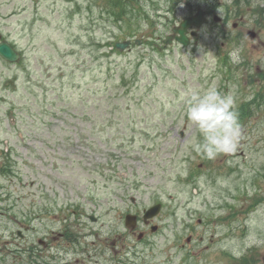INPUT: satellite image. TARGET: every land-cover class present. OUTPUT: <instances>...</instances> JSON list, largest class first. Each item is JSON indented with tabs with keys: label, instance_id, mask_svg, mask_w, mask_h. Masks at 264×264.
Masks as SVG:
<instances>
[{
	"label": "rangeland",
	"instance_id": "obj_1",
	"mask_svg": "<svg viewBox=\"0 0 264 264\" xmlns=\"http://www.w3.org/2000/svg\"><path fill=\"white\" fill-rule=\"evenodd\" d=\"M136 3L139 21L126 29L106 0H0V34L23 55L19 64L0 58V198L9 197L0 208L38 227L29 215L46 206L63 208L54 212L73 224L77 202L102 224L83 217L99 229L84 243L98 245L117 232V211L128 203L122 196L133 195L137 209L162 200V230L151 249L135 246V264H175L179 255L163 262L174 232L184 244L194 237L183 264H230L226 253L240 257L252 243L255 264H264V0ZM198 6L221 21L210 15L187 47H162L171 26ZM125 38L142 42L106 52ZM209 88L230 95L235 111L256 92L259 104L246 118L237 114V150L205 160L186 113L189 91ZM190 172L197 188L185 182ZM259 196L245 237L236 231L241 221L219 219L224 200L248 207ZM5 224L1 215L0 234Z\"/></svg>",
	"mask_w": 264,
	"mask_h": 264
},
{
	"label": "clouds",
	"instance_id": "obj_2",
	"mask_svg": "<svg viewBox=\"0 0 264 264\" xmlns=\"http://www.w3.org/2000/svg\"><path fill=\"white\" fill-rule=\"evenodd\" d=\"M229 57L237 62L238 53H229ZM188 95L187 118L202 136L197 150L209 159L234 153L240 141L241 127L233 98L221 95L215 88H209L202 94L190 90Z\"/></svg>",
	"mask_w": 264,
	"mask_h": 264
},
{
	"label": "flooded vegetation",
	"instance_id": "obj_3",
	"mask_svg": "<svg viewBox=\"0 0 264 264\" xmlns=\"http://www.w3.org/2000/svg\"><path fill=\"white\" fill-rule=\"evenodd\" d=\"M42 209L43 212L37 213L36 219L40 222L41 229L44 231L35 230L34 227L30 229L24 227L26 232L28 230L34 231L33 242H27L30 238L22 231L23 228L6 231V237L8 238L4 241V247L0 250L3 253L1 260L3 264L10 262L24 264L29 261L32 264H72L73 255V261L75 263L79 262L80 257H78V254L81 256L80 253L84 250L81 247L72 246L71 233L65 227L55 230L56 227H49V223H43L47 216L45 208ZM16 221L18 224L20 223V226H23L21 220L16 219ZM142 222H147V220L142 219ZM139 234L140 239L144 240L145 234L141 232Z\"/></svg>",
	"mask_w": 264,
	"mask_h": 264
},
{
	"label": "water",
	"instance_id": "obj_4",
	"mask_svg": "<svg viewBox=\"0 0 264 264\" xmlns=\"http://www.w3.org/2000/svg\"><path fill=\"white\" fill-rule=\"evenodd\" d=\"M203 21L202 19V11L198 10V13L191 18H185L179 27H174L173 31L174 32H179L180 35H169L167 36V39L164 41L165 43L169 42L172 37H175L177 40L180 42L186 44L187 43V38L185 37V31L187 27H189L192 23H195L196 25H199ZM128 41H123V42H116L115 45L119 47L120 49H123L125 46H127ZM0 54L5 57L8 60H16L17 59V54L12 50V48L6 43V42H1L0 43Z\"/></svg>",
	"mask_w": 264,
	"mask_h": 264
},
{
	"label": "trees",
	"instance_id": "obj_5",
	"mask_svg": "<svg viewBox=\"0 0 264 264\" xmlns=\"http://www.w3.org/2000/svg\"><path fill=\"white\" fill-rule=\"evenodd\" d=\"M124 5H121L120 6V12H119V15H121L122 13H124ZM129 20V19H128Z\"/></svg>",
	"mask_w": 264,
	"mask_h": 264
}]
</instances>
